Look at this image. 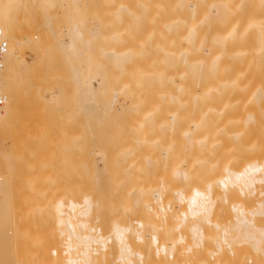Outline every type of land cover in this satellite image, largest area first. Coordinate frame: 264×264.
<instances>
[{"label":"bare ground","instance_id":"1","mask_svg":"<svg viewBox=\"0 0 264 264\" xmlns=\"http://www.w3.org/2000/svg\"><path fill=\"white\" fill-rule=\"evenodd\" d=\"M95 1L105 6L111 0H0V29L8 44L0 68V130L15 119L30 126L38 113L40 122L32 123H49L56 136L43 139L42 127L31 123L42 133L31 136L49 141L41 145L44 152H56L52 166L44 158L40 169H52L49 176L39 171V181L13 161L31 145L27 134L17 140L22 147L0 160L10 163L0 172V226L7 224L0 227V264H264V0H136L135 18L152 23L145 33L152 60L133 61V70L127 61L137 59L135 48L125 50L127 36L116 37L127 31L119 27L123 20L112 22L119 25L112 33L123 53L107 50L97 27L105 7ZM97 38L104 44L98 50L113 65L109 70L100 64L105 56L100 60V52L94 53ZM125 61L130 69L118 73L114 66ZM115 98L121 107L109 112ZM32 100L50 116H41L44 107L38 112ZM100 100L106 101L100 112L108 107V122L95 112ZM22 103L30 105V121ZM57 111L70 116L62 119L68 133L79 121L67 142L59 136ZM51 119L62 128L55 122L61 128L56 131ZM66 127L63 137L69 136ZM50 140L62 141L59 149ZM69 142L74 154L66 149ZM10 193L37 207L22 210ZM31 196L38 202L31 198L32 204ZM36 215L50 229L39 226L43 221L37 224Z\"/></svg>","mask_w":264,"mask_h":264},{"label":"rangeland","instance_id":"2","mask_svg":"<svg viewBox=\"0 0 264 264\" xmlns=\"http://www.w3.org/2000/svg\"><path fill=\"white\" fill-rule=\"evenodd\" d=\"M101 1H102V0H101ZM105 1L107 2V1H109V0H103L102 2H105ZM125 1H126V0H125ZM125 1L122 2V0H111L110 2H107L106 5H107V6L109 5V6H110L109 8H111V9H109V8L107 9V8H106V5H105V6L103 5L104 3L102 4V3L100 2V4L98 5L99 1H98V2L95 1V3H96L98 6H101V7H102L101 9H103V6L106 8V9L104 8L105 10L103 9V10H104V13H103V10H102V15H100V17L102 16V20L99 19L100 17H99V15H98V21H99V23H98L97 27H98V29H99V27H100V29H101L100 35H99V34H98V35H99L100 37H102L103 40H104V38H105V40H104V44L107 45V47H108L107 50H110V47H112L111 49H112L115 53H121V52L123 53V51L120 52V50L123 49V48L126 50V49H127L126 47H129L130 45H131V46H130L131 48H135V49H134V50H136L135 52H134L133 49H132V50H133V53H136L137 56H135V57H136L137 59H139V60L134 59V57H133L134 55H132V58H133V59H132V58L130 59V57H131V56H130L129 59H130L131 61H129V60L127 61V60H126L127 63H130V66H131V64L133 65V63H132L133 61H134V62H136V61H140V62H141L143 59H146V60L149 59V60L151 61V60H152V59H151V58H152V48H151V45H149V42H147V40H146V42H145V38H147L146 35H145V33L147 34V32L150 30V28H151L150 26H151L152 23L149 24V22H147V20H146V21L144 20L145 18H140V20H138L139 18H135V13H138V12H137V10L135 11L134 9H137V8H138V11H139V8H140L139 4H138L137 6H136L135 4H133V3L136 2V0H131L132 3L130 2V0H127V1H128V5H129V6H127V7H130V9L128 8V10H127V9H126V10L128 11L127 14H128L129 16H128L127 14H125V13L123 12L125 9H122V8H121L122 6H124V5L127 3V2L125 3ZM106 2H105V3H106ZM120 2L123 3V4L125 3V4L122 5ZM96 4H95V6H96ZM110 4H111V5H110ZM130 4L133 5V6H131ZM92 5H94V4H92ZM92 5H91V7H93ZM102 5H103V6H102ZM126 5H127V4H126ZM126 5H125V6H126ZM135 6H136V7H135ZM94 8H95V7H94ZM99 8H100V7H99ZM91 9H92V11H93V8H91ZM96 10H97V7H96ZM99 10H100V9H99ZM120 10H122V12H123L124 14H123V13L120 14V13H119ZM99 13H100V12H99ZM149 13H150V11H149ZM151 13H152V12H151ZM100 14H101V13H100ZM121 15L123 16V19H122V16H121ZM125 15H126V16H125ZM120 16H121V17H120ZM127 17H128V18H127ZM119 18H121L120 20H123L121 24H124V25L126 24V25H125V26H124V25H122V26H121V25H120V26H119V25H116V26H117V27L119 26V27H122V28L127 29V31L125 30L126 32L124 33V31H123L124 29L122 30V31H123V32H122V31H120L119 28H117V29H119V31L121 32V33L119 32L120 35H119V33H118V34L116 33V32H117V31L115 30L116 26L112 27V25L114 24V23H112V22H115L116 24L120 23V22H119ZM124 18H126V19H128V20L130 19L131 21H130L129 23H127L128 21H127V20H124ZM146 19H148V18H146ZM148 20H149V19H148ZM100 21H103V22L100 23ZM124 21H125V23H124ZM147 23H148V24H147ZM127 24H128V25H127ZM148 25H149V26H148ZM123 26H124V27H123ZM140 27H141V28H140ZM143 28H145V29H143ZM147 28H148V30H147ZM140 29H141V30H140ZM113 30L115 31V33L113 32ZM143 30H144V31H143ZM146 30H147V31H146ZM112 32H113L114 34H117L116 37L119 36V38L121 37V35H124L125 37L127 36L125 42H122L123 45H124V44L126 45V43H127V46H125V45L122 46V45H121V41L118 42L119 39H116V37L114 36V34H113ZM143 32H144V34H142ZM101 33L104 34V36H103ZM127 33H128V34H127ZM140 34H141V35H140ZM128 36H129V37H128ZM144 36H145V37H144ZM100 37H99V38H100ZM117 38H118V37H117ZM122 38H123V37H122ZM127 38H128V39H131V40H128ZM133 38H134V39H133ZM97 39H98V38H97ZM100 40H101V39H100ZM100 40L98 39L97 41H95V43H97V45L94 43V45H95L94 48L96 49V51H95L94 53H96V52L99 53V52H100V49L98 50V46H103V45H104L103 43H102L103 45H100V44L98 43ZM106 40H107V41H106ZM116 40H118V41H116ZM120 40H121V38H120ZM122 41H123V39H122ZM127 41H128V42H127ZM129 41H130V42L132 41L131 44H130ZM141 41H143V42H145V43H141ZM100 42H101V41H100ZM102 42H103V41H102ZM117 42H118V43H117ZM132 44H134L135 47H133ZM108 45H109V46H108ZM110 45H111V46H110ZM128 45H129V46H128ZM121 46H122L123 48H122ZM100 48H101V47H100ZM102 48H103V47H102ZM124 49H123V50H124ZM137 49H138V50H137ZM104 50H106L105 46H104ZM98 53H97V54H98ZM97 56H98V59H100L99 56H101V58H103L105 55L103 54V56H102V54H101V52H100ZM138 56H139V57H138ZM123 58L125 59L126 56L123 57ZM124 59H123V60H124ZM127 59H128V56H127ZM100 60H101V59H100ZM126 61H125V63H123V66H118V67H115V66H114V68H115V69L118 68V69H117L118 71L121 70V69L123 70V69H124V68H123L124 66H126V68H129V69H130V66H127V65H129V64H127ZM123 62H124V61H123ZM142 62H143V61H142ZM145 62H146V61L144 60V63H145ZM147 62H148V61H147ZM147 62H146V63H147ZM102 63H103V64H104V63L106 64V66L104 65V67H105L104 69H105V70H107V69L109 70V69H111V67L113 68V65H110V63H108V61H107V57H106V56L103 58V62L101 61L100 64H102ZM136 63H137V62H136ZM136 63H135V64H136ZM124 64H125V65H124ZM148 64H149V62H148ZM116 66H117V65H116ZM106 68H107V69H106ZM132 68H135V67L131 66V70H133ZM131 70H130V71H131ZM134 70H135V69H134ZM134 72H135V71H133L132 73L130 72V76H131ZM118 73H120V71H119ZM134 76H135V75H134ZM132 79H133V78H132ZM67 98L69 99L70 97L67 96L64 100H66ZM26 100L28 101V99H25V101H26ZM29 100H30V99H29ZM64 100H63V102H65ZM23 101H24V100H23ZM34 101H35V100H34ZM29 102H30V101H29ZM29 102H26V103H29ZM32 102H33V100H32ZM35 102H36V103H39V102H37V101H35ZM63 102H62V103H63ZM68 102H69V100H68ZM70 102L72 103L71 98H70ZM102 102H104V104H105L106 101H103V100L101 101V100H100V105H99V104H98L99 106L97 105L99 109L97 108V109L95 110V112H97L98 110H99V112L101 111L100 108H101V104H103ZM114 102H115V103H113L114 105H116V106L119 105V106L116 107V106L112 105V102H111L109 99L107 100L106 103H107L108 107H109L110 105H112V107L108 110L109 112H111V111H113V110H118V109L121 107V103L119 102V100H118L117 98L114 99ZM26 103H22L23 105L20 104V106H21L22 109H23V108H24V109H27L26 112L20 110V112H19V113L21 114V115H20V118H22V116H24L23 114H25V113H26L25 115H27V112L30 110V109H29V108H30V107H29L30 105L33 104L34 106H36V104H35L34 102H33L32 104H31V102H30V105H29V106H28V104H26ZM71 103H70V104H71ZM70 104H68V105L65 104V105H67V107H68ZM104 104H103V105H104ZM24 105H25V107H22V106H24ZM33 105H32V106H33ZM37 105H39V104H37ZM103 105H102V107H103ZM26 106H27V108H26ZM32 106H31V108H32ZM39 106H43V105L41 104V105H39ZM39 106H38V107H39ZM70 106L72 107V104H71ZM70 106H69V107H70ZM28 107H29V108H28ZM38 107L36 106L35 109L38 110V109H39ZM43 107H44V106H43ZM61 107H62V106H61ZM69 107H68V108H69ZM71 107H70V108H71ZM104 107H106V104H105ZM104 107H103V108H104ZM108 107H107V108H108ZM115 107H116V108H115ZM21 108L19 107V109H21ZM41 108H42V107H41ZM41 108H40V109H41ZM70 108H69V109H70ZM103 108H102V109H103ZM107 108L105 109L106 111H107ZM117 108H118V109H117ZM28 109H29V110H28ZM59 109H60V106H59ZM62 109H65V106H64ZM62 109H61V110H62ZM33 110H34V109H33ZM44 110H46L45 107L43 108V112H42V113L40 112V113H41V116H42V115H46V114H47V116H48V115H49L48 113L43 114V113H45ZM105 110L103 109L104 112H105ZM21 111H22V112H25V113L22 114ZM40 111H41V110H40ZM46 111H47V110H46ZM58 111H59V110H58ZM58 111H57V112H58ZM65 111L69 113L71 110H67V109H65ZM65 111L62 112V113L58 112V116L61 115L60 118H59V119H61V121H59V122H60L62 125H63V123L65 124V121L62 123V119H63V120L66 119V118L68 119V117L70 118V116H71V115H70L71 113H69L70 116H69V115L67 116V114H65ZM103 111H102V113L100 112V113H98V114H99V115H101V114L103 115ZM38 112H39V110H38ZM47 112H48V111H47ZM49 112H50V111H49ZM71 112H72V111H71ZM109 112H108V113H109ZM29 113H31V111L28 112V115H29ZM34 113H36V111H35V112L32 111V114H33V115H32V114H31V115H32V116H35ZM51 113H52V112H51ZM53 113H54V111H53ZM63 113H64V114H63ZM108 113H106V114L103 115L104 118L106 119V121H107V119H108V118H107ZM54 114H55V113H54ZM72 114H73V112H72ZM28 115H27V116H28ZM39 115H40V114H39ZM39 115H38V113H37L36 116H38V118H39ZM65 115H66V116H65ZM79 115H80L81 117H83V113H78V114H77L78 118H79ZM95 115H96V114H95ZM16 116H17V114H16ZM18 116H19V115H18ZM29 116H30V115H29ZM29 116H28V120L30 119ZM36 116H35V118H36ZM41 116H40V119L43 120L44 116H43V118H41ZM47 116H46V118H47ZM49 116H50V115H49ZM62 116H65V118H62ZM73 116H75L76 119L73 117L75 120H78V119H77V116H76L75 114H74ZM103 116H102V117H103ZM108 116H110V115H108ZM25 118H26V116H24V118H22V119H25ZM35 118H34V119H35ZM56 118H57V116H56ZM71 118H72V116H71ZM17 119H19V118H17ZM34 119H33V120L31 119V123H32V122H35V123L40 122L39 119H38V121H37L36 119H35V120H36V121H35ZM54 119H55V118H54ZM54 119L49 120V121H52V123H54V124H51V123H50V125H51L52 127H54V128H55V125H56V124H58V125L60 126V123H59V122L57 123V120H56V121H53ZM74 119H73V120H74ZM79 119H80V118H79ZM28 120L26 119V120H25V123H27ZM44 120H45V118H44ZM44 120H43V121H44ZM26 121H27V122H26ZM29 121H30V120H29ZM49 121L47 120V122H49ZM41 122H42V121H41ZM45 122H46V120H45ZM45 122H44V123H45ZM55 122H56V124H55ZM68 122H69V121L67 120V123H68ZM70 122H72L71 119H70ZM77 122H79V121H77ZM77 122H76V121H75V123L73 122L74 125L77 124ZM107 122H108V121H107ZM31 123L29 124L30 126H27L28 124H27V125L25 124V126L27 127V128H26V127L23 125V123L21 124L20 120H16V119H15V121H13V122H11L10 124L6 125L5 127H2V128H1V130H0V160L3 161L6 151H9L11 148H16V147H18V146H21V147H22V145L17 144V140L19 139V137H21V135H23V136H22L23 138H22V137H21V138L25 140V137H26V136L24 137V133L27 134L28 138L31 137V141L29 140V141H30L29 144H31V145L27 144V145H29V146L26 145V146H27L26 148H25V146H24L23 149H20V151H19L17 154H15V155L13 156V157H14V160H13V161L15 162V164H16L17 166H19V167L21 168V172H22V174H25V175H31V174H34V173H35L34 175L37 174V175H38V176H37L38 178H36V177H34V178H36L37 181H39V180H40V179H39V178H40V174L42 175V174H45V173H46V172L43 173V172H44V169H43V170L40 169V168L43 167L42 163L45 162V161H43V160L46 159L45 157L48 156L46 160H48V159H52L53 162L50 163V165H51V164L53 165V164H54V161H55L54 157L51 156L53 153H56V152H54L55 149L53 148V149H54V150H53V149H49V148H52V147L54 146V144L56 145V143L58 144L59 142H56V143L53 142V141H55V138H54V137H56V136L53 137L52 132H51L52 129L47 127V125L49 126V123H47V124L45 123V124L43 125L44 127L41 125V123H40V125H39V124H36V126L32 123V126H33L35 129L38 127V125H39V128L42 127V131L44 132L43 135H41L42 138H43L44 136H45V137H48L49 134H51V135H50L51 138H52V137L54 138V140L52 139L53 141L50 140V141H51L50 143L53 142V144H52L53 146L50 144L52 147H50V145H48L49 148H47V149H49V150H52L53 153H51V151H50V152H49V151H46L47 149L44 148L45 151L48 152V153L50 154V157H51V158L49 157L48 154L45 155L46 152H44V150H43V148H42L41 145H43V143L47 144L49 141H48V142H44L45 140L42 141L45 137H44L43 139H42V138H37V137L35 138L34 135H36V134H34V133H39V134H40V133H41V132H40L41 130H40L39 128H38L37 130H35L34 128H32V127H31ZM67 123H66V124H67ZM99 123H101V122H99ZM78 124H79V123H78ZM78 124H77V125H78ZM107 124H108V123H107ZM53 125H54V126H53ZM58 125H57L56 128H55L56 131L60 130L62 127L64 128V127L67 126V125H65V126L63 125L62 127L60 126L61 128L59 129V128H58ZM74 125H73L72 127H69V128H68L70 131H72V133H73V131H74L73 129L76 130V128H73V127H77V128H78V126H74ZM80 125H81V123H80ZM80 125H79V126H80ZM109 125H110V123H109ZM45 126H46L47 128H45ZM95 126H97V124H95ZM30 127H31V128H30ZM63 128H62V129H63ZM33 129H34V130H33ZM48 129H50L51 131H49ZM57 129H58V130H57ZM62 129H61V131H58V132H61V133H60L61 135H62V132H63ZM32 130H33V132H32ZM38 130H40V131H38ZM79 130H80V128H79ZM37 131H38V132H37ZM46 131H47V132H46ZM56 131H55V132H56ZM64 131H66V134L69 132V131H67V127L64 129ZM77 131H78V130H77ZM45 132H46V133H45ZM55 132H53L54 135H55ZM58 132L56 133L57 136H58ZM47 133H49V134L46 135ZM63 133H64V132H63ZM72 133H71V132L68 133V134H69L68 137H66V136L63 137V136H61L60 134H59V136L62 137V139L65 138V139H63V140H64L63 142H67L68 140L71 139L70 135H71ZM74 133H75V132H74ZM78 133H80V132H78ZM78 133H77V134H74V135H78ZM28 134H29L30 136H29ZM31 134H34V135H33L34 137H32ZM39 134L36 135V136H39ZM41 134H42V133H41ZM63 135H64V134H63ZM72 135H73V134H72ZM50 136H49V139H50ZM39 137H40V136H39ZM69 137H70V138H69ZM58 138H59V137H58ZM58 138H56V139H58ZM67 138H68V139H67ZM76 138H77V137H76ZM46 139H47V138H46ZM49 139H48V140H49ZM66 139H67V141H65ZM73 139H74V138H73ZM73 139H72V142H71V143H74L75 140H73ZM101 139H102V138H101ZM107 139H108V138H107ZM24 140H23V141H24ZM26 140H28V139L26 138ZM58 140H59V139H58ZM58 140H57V141H58ZM60 140H61V139H60ZM60 140H59V141H60ZM108 140H109V139H108ZM78 141H79V140L77 139V142H78ZM24 142H25V141H24ZM61 142H62V141H61ZM61 142H60V143H61ZM25 143H26V142H25ZM60 143H59V144H60ZM71 143L69 142V144H67V146L71 145ZM75 143H76V141H75ZM92 143H93V142H92ZM48 144H49V143H48ZM59 144L56 145V146H58V149H59ZM89 144H90V142L88 143V145H89ZM93 144H94V143H93ZM93 144H90V145L93 146ZM72 145H73V144H72ZM78 145H79V142H78L77 144H75V146H77V148H78ZM94 145H95V144H94ZM43 146H44V145H43ZM97 146L99 147L98 144H96L94 147H95V148H98ZM44 147H45V146H44ZM62 147H63V146H62ZM62 147H61V148H62ZM65 147H66V144H65ZM88 147H89V146H87V148H88ZM109 147H110V146H109ZM111 147H112V146H111ZM68 148L71 149L72 147L70 148V146H69V147H67L66 149L69 150ZM77 148H74V149L76 150ZM89 148H91V147H89ZM64 149H65V148H64ZM74 149H71V154H74V153H72V152L74 151ZM56 151H58V150H56ZM69 151H70V150H69ZM61 152H62V151H61ZM63 152H64V151H63ZM65 153H66V152H64V154H65ZM76 153H77V151H76ZM76 153H75V155L77 156L78 154H76ZM62 154H63V153H61V155H62ZM67 154H68V153H67ZM67 154L64 155V156H65V157L68 156V155H69V157L71 156L70 153H69L68 155H67ZM12 155H13V154H12ZM44 155H45V156H44ZM61 155H56V154H55V158H56V159H57V158H60ZM56 156H59V157H56ZM64 156H63V157H64ZM73 156H74V155H73ZM73 156L71 157V158H73L72 161H73L74 159H76V156H75V158H74ZM79 156H81V155H79ZM96 156H97V159H100V156H99V155H96ZM65 157H64V158H65ZM69 157H67V158H69ZM44 158H45V159H44ZM77 158H79V157H77ZM66 160H68V161L70 160L69 162H71V159H70V158H69V159H66ZM49 161H50V160H49ZM68 161H67V163L71 165V163H69ZM4 162H5V161H4ZM4 162H3V163L0 162V165H2V168L0 169V170H1L0 172H2V173H3V172H6V171L9 169V168H8V169L5 168V167H6L5 165L8 164L9 161H8L6 164H5ZM10 162H11V161H10ZM65 162H66V161H65ZM72 163L74 164V162H72ZM9 164H10V163H9ZM64 164H65V163H64ZM73 164H72V165H73ZM52 165H51V166H52ZM70 165H69V168H68V165L66 166V164H65V166H66V170H67V168H68V169L71 168ZM72 165H71V166H72ZM41 166H42V167H41ZM48 166H49V164H48L46 167H48ZM51 166H49V168H50ZM7 167H8V165H7ZM46 167H44V168H46ZM49 168H47L48 171L46 170V171H47V174H48V172H51L50 169H52V168H50V169H49ZM6 169H7V170H6ZM49 170H50V171H49ZM39 171H41L42 173L39 174ZM70 172H71V171H70ZM68 173H69V172H68ZM71 173H72V172H71ZM71 173H70V174H71ZM47 174H45V175H46V176H49V175H47ZM25 175H24V177L26 178ZM45 175H43L42 177H45ZM68 175H69V174H68ZM32 176H33V175H31V177H32ZM24 177H23V178H24ZM34 178H30V177H29V179H31V180H33ZM26 179H28V178H26ZM26 179H22V182H21V183L23 184V182H24V184H26L27 181H28V180L26 181ZM38 179H39V180H38ZM41 179H42V178H41ZM31 180H30V182H31ZM44 180H45V178H44ZM25 181H26V183H25ZM34 181H35V180H34ZM34 181H33V182H34ZM42 181H43V180H42ZM42 181H41V182H42ZM12 182H13V180H12ZM12 182H11V185H12V188H11V189L13 190V188H14V184H15V183H14V182L12 183ZM39 183H40V182H39ZM39 183H38V184H39ZM34 184L36 185L37 183L35 182ZM43 184H44V183H42L41 185H43ZM41 185H40V186H41ZM37 186H38V185H36V187H37ZM40 186H39V187H40ZM9 189H10V188H9ZM11 189H10V192L12 191ZM12 192H14V191H12ZM10 194H12V193H10ZM12 196H14V194H12ZM16 196H17V195H15V196L12 197V198H16ZM24 196H25V195H24ZM40 196H41V195H40ZM40 196L38 195V197H37V196L35 195V197H37L38 199L41 198ZM2 197H3V195H0V199H1ZM10 197H11V196H10ZM17 197L19 198V196H17ZM33 197H34V195H33ZM35 197H34V198H35ZM39 197H40V198H39ZM31 198H32V196L30 197V201H31L32 204L35 202V201L33 202L32 199H33V200H36V202H38V201H37V198H36V199H34V198L31 199ZM43 198H45V197H43ZM22 199H24V198H23V196L20 195L19 200L17 199L18 201H17L16 199H13V200H15V201H17V202H20V200H22ZM41 199H42V198H41ZM41 199H40V201H41ZM13 200H12V201H13ZM46 200H47V199H46ZM15 201H13V205H14V206H10L11 208H13V211L9 208V210H11L14 214H15V212H16V211H14V209L17 207V206L15 207V205L18 204L17 202H16V203H17V204H16ZM22 201H24V200H22ZM22 201H21V202H22ZM43 201L46 203L45 200H42L41 203H44ZM21 202H20L19 204H21ZM28 203H29V202H28ZM31 203H30V204H31ZM39 203H40V202H39ZM19 204H18V207H19V206H20V207L22 206V207H21L22 210H23V209L26 210L27 208H28V210H29L31 206H33V207L36 206V203H34L35 206H34V205H30V207H29L28 205H27L28 207H26V204H24V203H22V204H24L25 206H23L22 204H21V205H19ZM11 205H12V204H11ZM42 205H45V204H42ZM42 205L40 204V206H42ZM38 206H39V204H38ZM23 207H24V208H23ZM25 207H26V208H25ZM36 207H37V206H36ZM43 208H44V207H43ZM19 209H20V208H19ZM21 209H20V210H21ZM22 210H21V211H22ZM21 211H20V212H21ZM35 211H37V210H35ZM45 211H46V212H45ZM45 211H43V209H42V214H43V216H44V214L46 215V213H47V210H45ZM18 212H19V211H17L16 213L18 214ZM8 213H9V211H8ZM13 213L10 212L9 215H11V214L14 215ZM36 213H37V212H36ZM18 215H19V214H18ZM18 215H17V216H12V218H10L11 216H9V218L12 219V221H11V222H12V225H14V224H13V223H14V220H13V219L16 220L17 217H18ZM40 215H41V214H40ZM40 215H38V216L36 215V216L34 217L35 221L37 220V222H36L37 224H38V221L41 222V220H42V217H40L41 220H39V216H40ZM41 216H42V215H41ZM7 217H8V216H7ZM7 217L4 218L5 221H6V218H7ZM14 217H15V218H14ZM44 217H45V216H44ZM44 217H43V218H44ZM49 217H50V219H51V216H47V218H49ZM9 218H8V219H9ZM47 218L45 217V219H47ZM8 219H7L6 222H8V221L10 220V219H9V220H8ZM19 219H20V218H19ZM34 219H33V220H34ZM45 219L42 220L43 222L40 223L39 226L42 227L43 224H44V226H47L46 223H48V221H50V219H47L48 221L45 220ZM33 220H32V221H33ZM52 220L55 221V218L52 217ZM16 221H17V220H16ZM16 221H15V223H16ZM32 221H31V222H32ZM18 222H19V220H18ZM20 222H21V220H20ZM45 222H46V223H45ZM29 223H30V221H29ZM32 223H34V222H32ZM36 223H35V224H36ZM51 223H52V222H51ZM8 224H9V223H8ZM19 224H20V223H19ZM25 224H27V223H25ZM37 224H36V225H37ZM45 224H46V225H45ZM21 225H22V224H21ZM21 225H19V226H21ZM28 225H29V224H27V226H28ZM32 225H33V224H32ZM52 225H53V224H52ZM6 226H7V224L4 225V226H0V227H1V228H4V227H5V229H6ZM8 226H10V225H8ZM16 226H17V225H15L14 227H16ZM23 226H24V224H23ZM23 226H22V227H23ZM10 227H11V226H10ZM14 227L12 226V228H14ZM31 227H32V226H29V228H28L29 231H30ZM33 227H34V226H33ZM35 227H36V226H35ZM35 227H34V228H35ZM52 227H53V226H52ZM19 228H20V227H19ZM19 228H18V229H19ZM25 228H26V227H25ZM44 228H45V227H44ZM47 228L50 229V227H48V226H47ZM8 229H9V228H8ZM10 229H11V228H10ZM28 229H26V230H28ZM36 229H37V228H36ZM42 229H43V228H41V230H42ZM32 230H33V228L31 229L30 232H32ZM34 231H35V229H34ZM36 231H37V230H36ZM38 232H39V231H38ZM35 233H36V232H35ZM18 234H19V233H18ZM29 234H31V233H29ZM39 234H40V232H39ZM39 234H38V235H39ZM27 235H28V234H27ZM38 235H35L36 237L33 235V237H35L34 239L37 240V239H38ZM2 236L5 237V238H7V239H10V238H8L5 234H3ZM17 236H18V235H17ZM9 237H10V236H9ZM18 237H19V236H18ZM21 237H22V236H20V238H21ZM28 237H29V236H28ZM31 237H32V235H31ZM33 237H32V238H33ZM0 238H1V236H0ZM11 238H12V237H11ZM22 238H24V236H23ZM25 238H26V237H25ZM28 239H29V238H28ZM6 241H8V240H6ZM8 242H11V241H8ZM8 242H6V245H8V244H7ZM2 243H3V241H1V239H0V244H2ZM12 243H13V242H12ZM12 243H11V244H12Z\"/></svg>","mask_w":264,"mask_h":264},{"label":"built area","instance_id":"3","mask_svg":"<svg viewBox=\"0 0 264 264\" xmlns=\"http://www.w3.org/2000/svg\"><path fill=\"white\" fill-rule=\"evenodd\" d=\"M7 49H8L7 41L3 35L2 30L0 29V68H1L2 58L5 55V53L7 52ZM4 102H5V97H4L3 92L0 88V108L3 106Z\"/></svg>","mask_w":264,"mask_h":264}]
</instances>
